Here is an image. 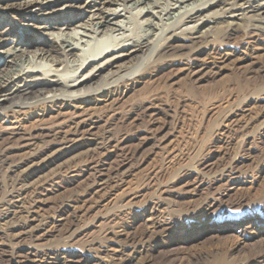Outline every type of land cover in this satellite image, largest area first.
I'll return each instance as SVG.
<instances>
[{"label": "rangeland", "instance_id": "rangeland-1", "mask_svg": "<svg viewBox=\"0 0 264 264\" xmlns=\"http://www.w3.org/2000/svg\"><path fill=\"white\" fill-rule=\"evenodd\" d=\"M122 4L108 7L119 12ZM159 11L139 16L131 31L113 36L140 32L143 22L159 23ZM92 13L82 22L88 24ZM237 43L213 47L209 68L199 74H188L183 64L159 73L166 75L157 77V87L168 85L169 92L160 87L156 102L111 104L108 97L89 103L79 118L99 116L76 136L75 149L10 174L17 179L16 194L11 206L0 207L10 208L4 218L6 210L0 212V264H9L6 251L29 248L38 251V261L19 264H43L47 253L60 250L95 256L108 240L115 248L145 250L138 264H264V233L258 234V226L264 227V51ZM9 116H0L1 144L7 137L37 142L48 132L30 126L37 116ZM2 171L0 205L10 198L11 184ZM207 216L212 226L204 231ZM246 221L257 227L244 235L238 226Z\"/></svg>", "mask_w": 264, "mask_h": 264}, {"label": "bare ground", "instance_id": "bare-ground-1", "mask_svg": "<svg viewBox=\"0 0 264 264\" xmlns=\"http://www.w3.org/2000/svg\"><path fill=\"white\" fill-rule=\"evenodd\" d=\"M127 1L0 0V116L8 117V113L16 119L26 114L37 116L33 125L29 122L30 126H41L38 129L48 131L37 142L25 143L30 138L10 141L9 137L2 144L0 142V171L9 173L11 181L7 191L10 198L6 200L5 197L0 207L11 206L14 202L17 179L10 174L25 165L45 166L61 152L77 147L76 136L85 134L84 127L93 124L99 116L88 113L79 118L78 111H88L86 105L89 103L94 105L108 97L112 99L111 104L151 102L161 87H157V80L166 75L159 77V73L181 64L188 74L204 72L209 68L207 60L212 56L211 49L217 45L231 47L241 42L247 48L258 45L264 51V0ZM119 2L124 9L117 12L110 8ZM140 5L143 6L139 8ZM154 8H160L159 23L143 22L140 32L121 38L113 36L117 31H131L129 24L141 15L154 14ZM86 12H94L88 24L82 22ZM79 27L85 30H75ZM47 28L71 29V33L40 32ZM40 33L49 37L42 38ZM192 82L189 79L188 84ZM142 83V88H136ZM163 87L168 89V85ZM129 91L140 94L127 96ZM67 107L76 111L62 112ZM52 111L57 114L49 118L50 121L44 119ZM69 113L73 115L68 121L57 124L53 121ZM37 121L39 123L35 124ZM4 130H0V135ZM90 142L107 144L97 139ZM48 151H52L51 154L41 158ZM3 210L6 211L1 218L8 215L10 208ZM204 221L203 230H211L209 217ZM156 225L164 229L163 224ZM256 227L254 221H246L238 226V231L250 234ZM260 233H264L262 226H258ZM144 252L142 248H115L108 240L95 256L60 250L47 253L48 257L42 262L138 264L137 256ZM38 254L29 248L24 252L8 250L3 255L9 264H19L20 261L37 262Z\"/></svg>", "mask_w": 264, "mask_h": 264}]
</instances>
